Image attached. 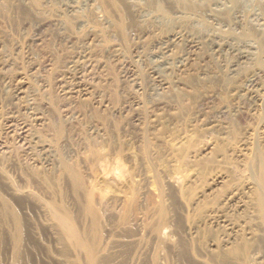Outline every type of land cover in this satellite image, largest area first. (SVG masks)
Returning a JSON list of instances; mask_svg holds the SVG:
<instances>
[{"label": "rangeland", "instance_id": "rangeland-1", "mask_svg": "<svg viewBox=\"0 0 264 264\" xmlns=\"http://www.w3.org/2000/svg\"><path fill=\"white\" fill-rule=\"evenodd\" d=\"M71 1L0 0V171L16 187L18 169L61 177L60 196L29 191L47 209L56 200L84 244L32 213L28 256L23 241L16 260L13 216L28 217L19 201L5 213L0 193V264H220L221 219L242 237L249 217L226 199L249 205L247 167L264 153V44L245 35L264 31V0H131L146 16L123 36ZM177 30L200 50L182 87L154 94L150 70ZM211 35L252 46L236 74Z\"/></svg>", "mask_w": 264, "mask_h": 264}, {"label": "bare ground", "instance_id": "bare-ground-1", "mask_svg": "<svg viewBox=\"0 0 264 264\" xmlns=\"http://www.w3.org/2000/svg\"><path fill=\"white\" fill-rule=\"evenodd\" d=\"M230 1L231 0H229L228 2L230 3ZM86 2L87 7H90L93 11L101 14L100 16L97 14L100 17L99 20L101 19L100 21H103L107 24L109 23V26H111L110 23L115 25V30L118 34H120V36L126 34V25L129 24L131 20L133 22L135 20L138 21L139 19L145 18L144 16H146V12L145 10H143V7H139L137 3L135 4L131 0H86ZM96 3L98 4V8L96 7L97 9L94 7V4ZM77 5V0H72L65 7L70 12H75L76 10H78ZM67 10L65 11L67 12ZM263 32L260 33L261 35H258L256 32L255 34L252 33L251 30H249L248 32H245V35L249 39L251 38V40L253 39L255 40V42L261 45L264 44ZM116 34L114 31V34H111V38L112 35L116 36ZM180 43L182 45L184 44L185 50L182 53L176 54L174 52L175 50H177L176 48ZM207 43L209 45L211 53L213 54L220 55L223 52L230 53L231 58L225 66L226 72L228 73L227 75L229 76L236 74L241 66L249 61L250 57L253 54L252 46L249 47L247 46V44L236 45L234 44V42L232 43L228 40L218 38L214 35L208 37ZM163 45V53L160 56L156 57V63L150 70L154 86H156V88L153 89L154 94L156 92L158 93V90H162L163 92L164 89L166 90L170 87L173 88L182 85L183 81L181 82V77L189 71V68L191 67L190 65L192 64V62H194L195 52L200 50L201 42L188 37L185 32L177 30L172 31L166 35ZM113 47L115 46H112V48ZM77 64V60L72 61L71 67H76ZM201 74L207 75L205 71H202ZM43 168L37 169L40 172L39 175H41L39 178L40 181H34V176H32L27 169H18L21 176L20 178H23L22 180L25 182L23 187L14 186L4 175V173L0 171V193L3 195L2 207L4 208L5 213L7 212V210L11 209L12 203L16 204V202L19 201L21 205L16 206L21 207L20 209L24 210L26 217H28L26 220L20 219L19 216L15 214L13 216V227L16 243L15 246L17 247L16 253H14V255L16 256V260L21 258L20 249L23 241L25 242L24 253L28 256L30 250V232L27 223L30 214L32 213L44 214L47 211V215L52 219V221H54L63 231H65L68 241L81 247H83L84 244L83 239L78 234L74 224L71 222L70 217L68 215H65L64 210L56 200L49 203L48 209L44 205L33 202L34 198L31 196V192L29 191L31 185H36L38 189L44 188L46 186L47 188L54 190L57 195L60 196L62 194L61 177L56 178L55 181H49L44 172L40 171L43 170ZM247 168L253 171L255 169L251 178L254 185L251 202L249 203V205H247V203L245 202L242 204H238L234 193H232L230 196L228 195L226 202L228 203V205L230 204L234 207L233 209L235 212L236 209L240 212L248 210L249 217L246 222L248 227H245V235H243L242 237L235 236L234 226L231 223H228V221H226L225 219H221L219 217V219H221V223L227 224L224 225V228L226 227V229L230 231V233L226 235L228 236V238L226 237L227 245H222V249H220L219 254L216 256V261L220 264H264V153L260 152L259 154H256L255 162L253 161V163L249 164ZM65 169L72 172V170L67 167H64V170ZM218 222H220V220ZM59 259L53 257L52 262H57L59 264L60 261H62ZM46 260L50 259L46 257Z\"/></svg>", "mask_w": 264, "mask_h": 264}]
</instances>
